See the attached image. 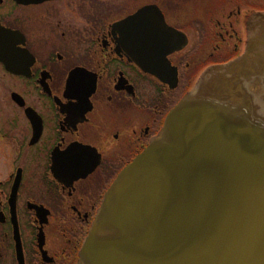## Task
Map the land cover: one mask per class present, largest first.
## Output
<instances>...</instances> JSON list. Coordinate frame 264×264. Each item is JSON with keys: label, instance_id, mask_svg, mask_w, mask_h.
<instances>
[{"label": "flooded vegetation", "instance_id": "obj_1", "mask_svg": "<svg viewBox=\"0 0 264 264\" xmlns=\"http://www.w3.org/2000/svg\"><path fill=\"white\" fill-rule=\"evenodd\" d=\"M264 0H0V264H78L105 193Z\"/></svg>", "mask_w": 264, "mask_h": 264}, {"label": "water", "instance_id": "obj_2", "mask_svg": "<svg viewBox=\"0 0 264 264\" xmlns=\"http://www.w3.org/2000/svg\"><path fill=\"white\" fill-rule=\"evenodd\" d=\"M78 264H264V29L117 175Z\"/></svg>", "mask_w": 264, "mask_h": 264}]
</instances>
